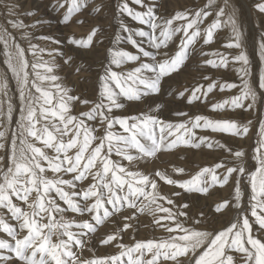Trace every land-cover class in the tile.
I'll return each mask as SVG.
<instances>
[{"label": "snow or ice", "instance_id": "obj_1", "mask_svg": "<svg viewBox=\"0 0 264 264\" xmlns=\"http://www.w3.org/2000/svg\"><path fill=\"white\" fill-rule=\"evenodd\" d=\"M132 2L143 10L131 7L129 0H117L118 16L131 18L147 30L133 29L119 20L98 75L97 98L89 101L73 95L55 74V58L64 54L33 42L29 29L41 22L25 24L14 0H0L5 9L0 44L7 69L0 75V151L4 153L0 155V233L6 234L0 238V264H264V120L259 122L251 157L255 164L249 169L242 148L233 149L200 131L246 138L251 121L189 116L182 111L173 113L186 117L177 121L162 119L151 111L134 116L115 114L125 108V102H141L158 94L162 81L186 66L198 44L210 45L225 28L230 33L223 45L225 51L202 52L215 57L203 64L217 70L232 67L240 83L204 76L206 87L198 84L192 88L187 103H206L217 89H238L235 95L211 102V110H253L258 97L264 103V32L258 41L261 67L257 75L229 0H206L202 7L176 11L170 18L157 16L155 5L146 0ZM89 4L90 0H56L55 8L61 13V22L67 24ZM255 7L264 13V2ZM103 8L100 4L92 10L100 13ZM33 14L29 11L26 15ZM10 29L20 33L27 48ZM100 31L93 27L86 39L70 36L67 43L90 48ZM35 39L60 44L50 36ZM170 43L176 44L172 53ZM71 62V56L64 59L65 64ZM7 73L18 93L15 128L16 105L9 95ZM188 91L179 92V97L185 98ZM74 103H82L88 110L74 115ZM117 125L122 131H116ZM181 146L220 150L227 156L201 167L188 179L174 178L185 173L183 167L175 168L172 175L161 170H131L141 160L155 159L159 153ZM158 181L181 191L165 194ZM230 183L229 197L215 203L211 213L223 216L235 211L236 217L219 230H201L208 214L203 210L193 214L189 203H177L182 192L206 199L217 186ZM145 213L167 236L132 245L122 243V234ZM106 222L113 223L114 230L100 238L99 244L115 246L118 252L84 256L86 249L92 252L87 245Z\"/></svg>", "mask_w": 264, "mask_h": 264}, {"label": "rangeland", "instance_id": "obj_2", "mask_svg": "<svg viewBox=\"0 0 264 264\" xmlns=\"http://www.w3.org/2000/svg\"><path fill=\"white\" fill-rule=\"evenodd\" d=\"M205 2L206 0H146V3L155 5L157 16L166 18H170L176 11L202 7ZM218 2L223 3V0H218ZM259 2H264V0H229L230 8L243 33V43L250 57L253 72L257 75L261 67L258 59V41L260 40L261 33L264 32V13H261L255 7ZM14 3L18 5L19 12L21 13L20 18L25 24L31 25L37 20L41 22L36 28L29 29L34 37L33 42L39 43L47 49L58 48L64 54L63 57L57 55L55 58L56 64L58 65L55 74L60 77V82L70 88L71 93L79 96L81 100L87 99L94 101L97 98L98 75L102 70V66L106 63L107 49L111 47V41L114 33L117 31L119 20L123 19L133 29L144 27L147 30V26H141L138 22L132 21L131 18L126 16L119 17L115 9L117 0H90L89 7L67 24L61 22V13L55 8L56 0H14ZM100 4L104 5L103 11L100 13L94 12L92 9ZM129 4L136 10H143L140 6L135 5L132 0H129ZM29 11H32L34 14L32 16L26 15ZM4 12L5 9L0 4V24L4 23ZM77 20L82 22L78 23ZM97 26L101 31L94 38L95 43L90 48H76L67 43V38L70 36H74L77 39H86L91 29ZM10 31L16 36L17 41L27 48V41L20 38V33L11 29ZM229 35V30L225 28L218 31L214 41L210 45L203 46L202 42L198 44L196 51L186 61V66L178 73H174L170 78H165L162 81L161 91L158 94L149 95L141 102H125V108L116 110L115 114L134 116L139 115L141 112L147 113L151 111L162 119L177 121L178 119H186V117L178 118L173 115L177 111H182L188 113L189 116L206 115L213 119H234L245 123L251 121L252 126L246 138L234 137L226 133H212L210 130L200 131V134L211 136L233 149L242 148L247 153V167L252 169L255 161L251 157L259 137V122L264 120V103L261 102V98H257L256 107L251 111L211 110V102H217L231 95H235L238 89L225 90L224 92H220L217 89L213 94H209L208 102L206 103L197 101L189 104L186 100V96L190 94L191 89L198 84H204L206 87V82L203 80L204 76H210L219 82L240 83L232 67L227 70H217L203 64L204 60L215 59V57L201 55V53H209L216 50L221 52L225 51L223 45L227 43ZM39 36L54 37L60 41V44L56 45L51 42L35 39ZM121 46L134 51L130 45L122 44ZM145 47L148 46L145 45ZM2 48L3 46L0 44V75L7 72ZM175 50L176 44L170 43L169 52L172 53ZM68 56L72 57V62L65 64L64 59ZM27 58L29 61L32 60L30 53H27ZM45 59H49L47 54H45ZM7 75L10 81L9 95L13 97V102L16 105L12 124V127L15 128V119L19 112L18 93L11 74L7 73ZM253 80H255V76ZM185 89L189 90L185 93V98L179 97V92ZM87 110L88 106L82 103H74L72 106L74 115ZM116 131H122L118 125L116 126ZM3 154V151H0V155ZM226 156L227 154L220 150H210L206 147L193 149L181 146L177 150L159 153L155 159L141 160L138 164L131 166V170L138 169L145 172L161 170L167 171L168 174L172 175L175 168L183 167L185 173L176 174L174 178L188 179L201 167L211 166L213 163L219 162L220 159L226 158ZM112 158L116 160L120 159L115 155ZM123 163L128 165L127 161ZM158 183L165 194L181 191L178 188L164 184L162 181H158ZM231 190V183L225 185L223 188L217 186L206 199L201 194L182 192L181 197L177 199V203H189L191 205L190 211L193 214H198L201 210L208 214V222L199 226L201 230H219L236 217V212L228 211L223 216H213L211 209L222 198H228ZM247 199L248 197L245 195V203ZM132 224L133 227L122 234V243L124 244L132 245L136 241L161 239L167 236L166 232L154 226L153 217L148 213L140 214L136 220L132 221ZM113 230L114 224L111 222H106L99 226L97 233L94 234L92 240L87 245V248H91L92 252L86 249L83 255L105 256L116 254L118 252L117 247L99 244V239L111 233ZM0 238H6V234L0 233Z\"/></svg>", "mask_w": 264, "mask_h": 264}, {"label": "bare ground", "instance_id": "obj_3", "mask_svg": "<svg viewBox=\"0 0 264 264\" xmlns=\"http://www.w3.org/2000/svg\"><path fill=\"white\" fill-rule=\"evenodd\" d=\"M169 1V0H168Z\"/></svg>", "mask_w": 264, "mask_h": 264}]
</instances>
